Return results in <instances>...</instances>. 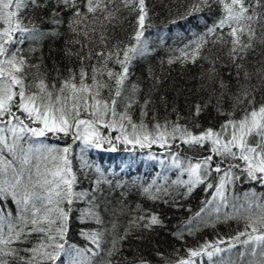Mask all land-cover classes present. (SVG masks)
I'll return each instance as SVG.
<instances>
[{
  "label": "snow or ice",
  "instance_id": "obj_1",
  "mask_svg": "<svg viewBox=\"0 0 264 264\" xmlns=\"http://www.w3.org/2000/svg\"><path fill=\"white\" fill-rule=\"evenodd\" d=\"M47 2L0 0V125H4L0 128V155L7 149L14 157L11 160L0 159V197L10 196L19 206L18 216L11 219V213L4 214L0 208V264H56L61 253L70 254L64 243L59 242L64 240L68 220V212L61 204H71L73 197L89 195L73 190L76 177L71 174V161L68 158L72 151L71 144L63 148L44 149L54 154L52 159L59 160L61 164L56 166L55 171L49 173L46 169L41 173L40 166L33 162V149L23 147L25 138L43 139L50 135L68 137L73 143L82 141L85 148H102L106 141L112 145L110 150L116 151L112 140L101 137L96 131V125L107 119L110 121L107 127L119 126L121 135L115 139L131 146L126 149L128 152H134L137 146L144 149L154 144L164 149L170 156L171 164L180 168L182 174H187V180L178 179L176 183L186 185L189 193L195 186L204 184L206 189H214L213 200L219 198L226 202L229 185L240 179L235 172H241L247 180L264 186V98L257 100L258 88L252 84L255 78L264 87V62L254 72H241L244 68L241 61L245 60L249 52H254L257 46L264 47V0H216L222 5V16L208 28L205 36L212 34L216 36L213 44L227 46V56L236 69L237 84L235 92L228 93L232 104V112L228 113L231 118L226 119L219 129L209 127L198 133L178 123L169 125L167 122L155 123L149 129L143 120L135 123L129 115L133 105L139 103L136 99L137 86H126V82L131 61L144 51L145 42L142 38L148 19L146 0H55L59 8L71 12L69 31L78 37L74 43L81 50L76 54L80 67L70 69L66 77H59L58 84L47 82V77L41 76L29 80L25 72L28 64L18 46L23 45L26 39L36 40L45 33L34 24H26L27 18L22 12L29 7H45ZM207 4L208 0H193L189 14L201 11V5ZM122 11L135 16L131 42L123 46L115 44L110 48L107 27L118 19V13ZM89 18L91 24L87 22ZM51 23L56 28L62 23L60 13L55 9ZM225 28L228 29L226 33L223 32ZM218 29L220 35H217ZM205 36L191 45L192 62L200 56L207 43ZM180 52L181 57L189 58L186 50ZM217 59L214 57L209 61V79H215ZM110 62L118 66L119 70L110 68ZM172 62L169 60V63ZM219 88L221 96L228 92L223 82L219 83ZM149 103L150 100L145 98L143 115H147ZM219 105L218 100V111ZM200 111V105H196V114L199 115ZM237 111L240 112L238 118L235 115ZM82 113L90 118L82 119ZM6 129L12 134L11 141L5 134ZM177 139L190 148L203 149L208 145V154L181 160L179 152L171 151ZM39 151L36 149V152ZM149 159L158 157L150 155ZM84 166L87 167V164ZM214 179L217 181L215 184L212 182ZM149 191V188L144 189L145 193ZM232 208L235 216L230 218L242 219L244 222V230L231 237L235 243H228L226 249L220 247L225 243L224 240L205 242L198 249H188L186 257H178L175 264H197V259L204 256L212 264H223L222 260L217 262L213 258L235 248L236 244L244 246V251L239 252L241 264H264V194L249 200L246 206L237 207L233 204ZM216 211H220L219 207ZM89 215L95 214L90 212ZM137 221H145V227L162 224L158 216L152 213L137 217ZM33 233L41 234L49 243L41 241L34 247L22 250L12 246ZM85 235L96 249H101L100 232ZM116 243L113 242L108 256L117 250ZM93 255H99V252H93ZM249 256H258L259 259H246ZM105 264H111V261ZM140 264L148 262L140 261ZM229 264L232 262L229 261Z\"/></svg>",
  "mask_w": 264,
  "mask_h": 264
},
{
  "label": "trees",
  "instance_id": "obj_2",
  "mask_svg": "<svg viewBox=\"0 0 264 264\" xmlns=\"http://www.w3.org/2000/svg\"><path fill=\"white\" fill-rule=\"evenodd\" d=\"M192 3L193 0H146L148 19L142 38L145 42L144 51L131 61L126 86L135 85L138 88L136 99L139 103L133 105L129 115L135 123L143 120L149 129L155 123L167 122L169 125L178 123L198 133L209 127L219 129L226 119L231 118L228 113L232 112V104L228 93L236 90V69L227 56V46L213 44L216 36L212 34L205 36L208 28L221 18L222 5L216 0H208L207 5H201V11L189 14ZM54 9L62 19L59 28L51 23ZM22 15L27 18L26 24H34L45 33L36 40L26 39L23 45L18 46L28 64L25 72L29 80L41 76L47 77V82L58 84L59 77H66L70 69L80 67L76 54L81 50L74 43L78 37L69 31L71 12L68 9H61L55 0H48L45 7H29ZM87 22L91 24V18ZM135 23L134 14L127 11L118 13V19L107 27L109 47L130 43ZM97 28L99 31V26ZM227 31V28L223 29V32ZM53 32L59 34L48 35ZM220 34L218 29L217 35ZM201 36H205L207 43L200 56L192 62L191 45ZM182 49L189 53L188 59L181 57ZM214 57H218L215 79H209V61ZM169 60L173 62L169 63ZM261 62H264V47L257 46L254 52H249L245 60L241 61L244 65L241 72H254L255 68L261 66ZM109 67L119 70L111 62ZM220 82L227 85L228 89L223 96ZM252 84L258 88L257 100L264 98V87L260 86L259 81L254 78ZM145 98L150 100L146 108L147 115H143ZM196 105L201 107L199 115L195 112ZM235 115L238 118L240 112L237 111ZM81 118L90 117L82 113ZM109 122L106 119L98 123L96 131L101 137L110 138L116 151H111L112 145L106 141L102 148H85L82 141L73 143L68 137L57 138L51 135L43 139L25 138L26 142L23 143L25 149H33V162L40 166L41 173L46 169L49 173L55 171L56 166L61 164L59 160L52 159L54 154L44 149L63 148L71 144L72 151L68 158L71 161V174L76 177L73 190L89 194L82 198L73 197L71 204H61L68 212V220L64 240L59 242L64 243L70 254L61 253L56 264H74L77 261L80 264H105L109 260L111 264H140V261H147L148 264H175L178 257H186L188 249H198L205 242L224 240L225 243L220 247L226 249L228 243H235L231 237L244 230V222L242 219L230 218L235 216L232 205L246 206L249 200L260 198L264 194V186L247 180L241 172H235L240 179L229 185L226 202L219 198L213 200L214 189H206L204 184L195 186L189 193L186 185L176 183L178 179L187 180V174H182L180 168L171 164L170 156L164 149L154 144L144 149L137 146L134 152H128L126 149L131 146L115 139L121 135L119 126L107 127ZM7 136L11 141L12 134L8 132ZM81 148L84 150L81 151ZM36 149L40 151L36 152ZM171 151L179 152L181 160H184L206 156L208 145L203 149L190 148L177 139ZM150 155L158 159H149ZM0 159L11 160L14 157L4 149ZM212 182L217 183L215 179ZM145 188L150 189L149 193L144 192ZM153 196L157 198L153 199ZM218 207L219 212L216 211ZM0 208L4 214L11 213L9 219L19 214V206L10 196L0 197ZM90 212L95 215H89ZM148 213L158 216L162 224L145 227V221H137V217ZM197 213L200 215L197 216ZM52 218L55 219V216ZM91 232L102 234L101 249H96L85 235ZM41 241L49 243L41 234L33 233L12 246L22 250L34 247ZM114 241L117 242V250L108 256ZM242 251L244 246L236 244L235 248L219 254L213 260H222L223 264H229V261L241 264L239 252ZM93 252H99V255H93ZM246 259L256 261L259 257L249 256ZM197 264L212 262L204 256L197 259Z\"/></svg>",
  "mask_w": 264,
  "mask_h": 264
},
{
  "label": "rangeland",
  "instance_id": "obj_3",
  "mask_svg": "<svg viewBox=\"0 0 264 264\" xmlns=\"http://www.w3.org/2000/svg\"><path fill=\"white\" fill-rule=\"evenodd\" d=\"M4 126H2V128H3ZM9 131H7V129L5 130V134L7 135V133H8ZM9 133H11V132H9Z\"/></svg>",
  "mask_w": 264,
  "mask_h": 264
}]
</instances>
